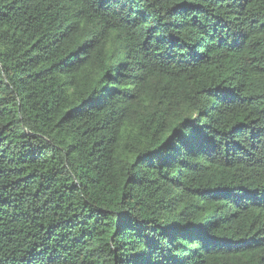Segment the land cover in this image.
I'll return each instance as SVG.
<instances>
[{"label":"trees","instance_id":"16d2710c","mask_svg":"<svg viewBox=\"0 0 264 264\" xmlns=\"http://www.w3.org/2000/svg\"><path fill=\"white\" fill-rule=\"evenodd\" d=\"M0 264H264V0H0Z\"/></svg>","mask_w":264,"mask_h":264}]
</instances>
